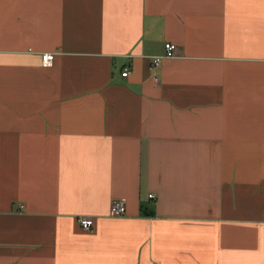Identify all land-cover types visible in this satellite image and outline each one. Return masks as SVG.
I'll return each mask as SVG.
<instances>
[{
  "label": "crops",
  "instance_id": "crops-1",
  "mask_svg": "<svg viewBox=\"0 0 264 264\" xmlns=\"http://www.w3.org/2000/svg\"><path fill=\"white\" fill-rule=\"evenodd\" d=\"M0 264H264V0H0Z\"/></svg>",
  "mask_w": 264,
  "mask_h": 264
},
{
  "label": "built area",
  "instance_id": "built-area-1",
  "mask_svg": "<svg viewBox=\"0 0 264 264\" xmlns=\"http://www.w3.org/2000/svg\"><path fill=\"white\" fill-rule=\"evenodd\" d=\"M176 54V46L172 43H165L164 45V54L159 56L151 57V67L157 68L160 66L163 59H171L175 58ZM54 58V53H43L41 54V64L44 67H50L52 65V61ZM129 72L128 67H125L124 70L121 72V76H127ZM154 82H157V78H153ZM150 199H154V195H149ZM125 214V204L124 201L121 199H114L110 205V215L112 217H121ZM79 225L83 229L91 228L93 222L90 218H79L78 219Z\"/></svg>",
  "mask_w": 264,
  "mask_h": 264
}]
</instances>
